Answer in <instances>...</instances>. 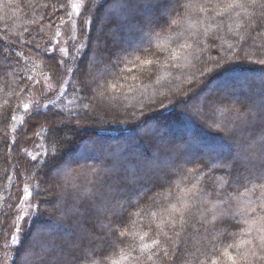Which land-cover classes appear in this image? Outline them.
<instances>
[{"label": "trees", "instance_id": "obj_1", "mask_svg": "<svg viewBox=\"0 0 264 264\" xmlns=\"http://www.w3.org/2000/svg\"><path fill=\"white\" fill-rule=\"evenodd\" d=\"M73 3L0 0V259L26 189L25 264H264V0Z\"/></svg>", "mask_w": 264, "mask_h": 264}, {"label": "snow or ice", "instance_id": "obj_2", "mask_svg": "<svg viewBox=\"0 0 264 264\" xmlns=\"http://www.w3.org/2000/svg\"><path fill=\"white\" fill-rule=\"evenodd\" d=\"M158 3V0H122V6L124 7V9L128 12L130 17H135L143 8L148 7L149 5H156ZM241 5L238 4H230L228 5V9L231 8H235V7H239ZM227 10V9H226ZM150 26H155V27H161L162 25H160L158 22L155 23L154 25L152 24L151 21L148 22ZM106 35H115V30H111L110 33H103L102 32V36H106ZM101 43V40H97V44L99 45ZM105 43V47L107 48V41H104ZM119 41L113 39L112 43H111V49H116L117 51H119ZM113 55H116V52L112 53ZM261 64H264V60L260 61ZM229 70H234V68L232 67L231 64L229 65H222L217 63L215 65V67H212L210 69L209 74L212 73H220V72H227ZM261 71H264V69H261ZM242 83L244 84L245 87H251L256 89L261 97L262 102H264V79L260 80L258 83L255 81H251L248 78H245L244 81H242ZM192 101V97L190 96L186 101H182L183 104H185V106H187L189 103H191ZM215 108V106H213V109ZM26 111L28 110L27 108L25 109ZM34 117H31L30 119H32ZM261 121L264 122V110H262V114H261ZM215 122V121H213ZM224 132L227 135H232L233 131L227 127H225ZM176 150L180 151V146L177 145L176 146ZM63 161H58L56 159V154H53L52 156L49 157L48 162L44 165V172L42 173V175H46L48 178L50 179H55L56 174L58 173L59 169L62 167L63 165ZM236 161H232L231 164H235ZM231 164L229 165L231 167ZM110 179L112 180V184L113 185H119L122 182H126L128 180L131 179V177H129L128 175H125L123 177H121L120 175H113L110 177ZM76 201H82V197L80 196H76L75 197ZM90 204L94 205V201H89ZM69 210L74 214V216L79 217L82 216L80 207H79V203H73L70 204ZM68 212L66 211L64 213V216H67ZM41 216L45 217L46 219L49 220H53L54 223H61L62 222V218H58L56 216H53L47 212H43L37 213V216L33 218V221L35 222V220L39 219ZM25 223H28L27 219H25L24 221ZM87 237H81V239H84ZM13 239H17L18 241V247L16 249V251L21 254V256L23 257L21 259V264H25L27 258L30 255H35L36 253L32 250L30 244L21 236L19 238L17 237H13ZM43 257H41V261L43 264ZM116 264H118V262H116Z\"/></svg>", "mask_w": 264, "mask_h": 264}, {"label": "rangeland", "instance_id": "obj_3", "mask_svg": "<svg viewBox=\"0 0 264 264\" xmlns=\"http://www.w3.org/2000/svg\"><path fill=\"white\" fill-rule=\"evenodd\" d=\"M83 0H74V3L72 5V12H71V19L67 23L66 27H64L61 32L57 35L56 38V44L58 46V50L61 52L63 56H65V52H67L68 48L67 46L75 40L76 32H75V26H76V18L78 17L81 8H82ZM71 37L70 39H68ZM37 93L34 94V97ZM25 192L22 193V196L20 200L18 201V204L16 206V210L14 212V216L9 221V230L8 235L10 237V241L12 240L11 244H14V241L16 242L17 239H13V237H19V233L21 232V228L23 226V220L26 218L29 212V196L28 191L24 189ZM8 247V248H7ZM3 245V251L2 256L0 259V264H9L11 252L9 249V246Z\"/></svg>", "mask_w": 264, "mask_h": 264}]
</instances>
